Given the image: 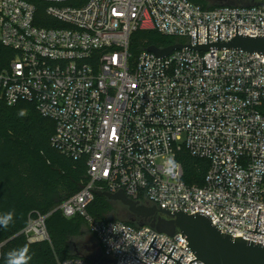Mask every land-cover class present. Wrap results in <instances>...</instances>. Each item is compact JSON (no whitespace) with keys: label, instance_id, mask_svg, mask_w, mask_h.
Masks as SVG:
<instances>
[{"label":"built area","instance_id":"obj_1","mask_svg":"<svg viewBox=\"0 0 264 264\" xmlns=\"http://www.w3.org/2000/svg\"><path fill=\"white\" fill-rule=\"evenodd\" d=\"M35 1L47 4V19H39L30 0H0V46L10 52L0 66V100L33 104L55 123L52 146L86 161L88 181L53 212L83 217L102 258L117 264H144L134 257L164 264L168 256L154 261L159 251L152 247L145 255L156 236L153 246L160 250L166 242L168 255L176 247L171 257L183 254L182 264L197 257L180 232L93 218V191L123 189L139 204L204 212L221 233L264 245L263 234L248 231H255L260 208L257 232L264 233V56L183 48L157 58L148 48L130 51L138 30L195 47L197 26L198 45L207 44V26L209 43L218 42V26L220 44L236 37V26L238 35L264 36V8L205 9L189 0ZM184 153L208 162L202 185L186 182ZM50 214L36 213L21 234L30 243L50 242ZM116 222L118 235L111 231Z\"/></svg>","mask_w":264,"mask_h":264},{"label":"trees","instance_id":"obj_2","mask_svg":"<svg viewBox=\"0 0 264 264\" xmlns=\"http://www.w3.org/2000/svg\"><path fill=\"white\" fill-rule=\"evenodd\" d=\"M30 1L36 4L39 19H47V4ZM88 1L76 0L70 4L83 5ZM189 1L205 9L225 6L220 3L211 4L209 0ZM257 5L264 8L262 4ZM131 41L130 51L137 54L149 47L160 49L174 45L179 39L163 36L157 31L138 30L133 33ZM9 54L7 49L0 46L1 67L6 64ZM262 111L264 113V107ZM54 132L55 123L43 118L33 104L8 106L0 100V214L13 213L9 225L6 228L0 226V243H3L0 264H6L9 251L25 245L32 254L30 264H60L73 258H84L97 264L79 255V240L86 236L87 231L91 232L86 220L81 216L69 219L61 211L53 212L63 201L79 192L88 181L85 159L74 161L61 155L51 143ZM181 161L186 182L202 185L208 162L195 159L187 153L183 154ZM114 203L117 202L105 196H96L88 213L97 220L119 221L114 218ZM141 204L147 203L141 200ZM36 213H51L46 219L50 242L30 243L21 234ZM139 219L144 221L143 225L152 222V219ZM125 223L134 227L141 226L136 225L132 219Z\"/></svg>","mask_w":264,"mask_h":264},{"label":"water","instance_id":"obj_3","mask_svg":"<svg viewBox=\"0 0 264 264\" xmlns=\"http://www.w3.org/2000/svg\"><path fill=\"white\" fill-rule=\"evenodd\" d=\"M216 1L221 5H238L234 0ZM240 1L242 6L250 7L253 5V1L255 0ZM258 1L264 2V0ZM183 48H188L189 50L194 49L195 51H208L210 49H232L246 52L249 55L259 54L264 56V36L249 37L248 35H238V26H236V37L226 43L220 44V26H218V42L209 43V26H207V44L198 45L197 26V47L191 45H172L165 49L149 47L148 50L154 52L155 57L164 58L175 50H180ZM93 192H95L97 196L107 197L110 201L120 202L128 208L132 215L138 218L145 220L152 219L150 226L161 233L171 236L177 232L183 234L182 237L189 242L187 247H189L190 251L197 257L196 260H192L189 264L197 260L202 261L204 264H264V245L242 239V237H232L226 233H221V230L212 223L211 218L204 212H196L195 214L188 215L187 212H183L179 209L175 210L174 213H171V211L168 209H163L162 207L161 209H158L156 206L139 204V201L136 202L128 198L123 192V189H120L119 192L114 194L100 191ZM260 210L261 209L259 208L255 231H248L264 235V233L257 232ZM141 226H143V224ZM156 238L157 236L154 238L145 255H147L148 251L152 247L159 251L154 261H156L160 253H163L164 255L168 256V259L164 264L167 263L169 258L176 261L177 264H182L180 260L183 257V254L177 261L171 257L176 247H174L170 255H168L162 252L166 242H164L160 250L153 246ZM99 255L102 257V252H100ZM134 258L144 264H147L137 257ZM101 261L107 262L108 264H117L118 260L102 258Z\"/></svg>","mask_w":264,"mask_h":264},{"label":"rangeland","instance_id":"obj_4","mask_svg":"<svg viewBox=\"0 0 264 264\" xmlns=\"http://www.w3.org/2000/svg\"><path fill=\"white\" fill-rule=\"evenodd\" d=\"M210 3H218L216 0H209ZM238 5H241L240 0H234ZM262 4L264 5V2H260L258 0L253 1V5ZM114 218L118 219L119 221L127 222L129 219H132L136 225H142L144 221L140 220L138 217L133 216L128 208H126L123 204L120 202L114 203ZM79 247V255L83 257H88L92 261H94L97 264H103L102 257L99 255L101 252V248L98 245V242L95 238V236L87 231L86 236L81 238L77 244ZM101 261V263H100ZM106 264V263H105Z\"/></svg>","mask_w":264,"mask_h":264},{"label":"clouds","instance_id":"obj_5","mask_svg":"<svg viewBox=\"0 0 264 264\" xmlns=\"http://www.w3.org/2000/svg\"><path fill=\"white\" fill-rule=\"evenodd\" d=\"M23 114V113H21ZM13 220V213L12 212H7L0 214V226L2 227H7L9 223ZM111 231L114 234H120V226L116 222L113 225H111ZM124 241L125 238L123 237ZM110 245L116 249V242L113 241L111 238L108 239L107 241ZM118 250V249H117ZM142 256V255H141ZM144 259V257L142 256ZM32 260V254L30 252V249L28 246H22L16 249H13L7 253L6 257V264H30Z\"/></svg>","mask_w":264,"mask_h":264},{"label":"flooded vegetation","instance_id":"obj_6","mask_svg":"<svg viewBox=\"0 0 264 264\" xmlns=\"http://www.w3.org/2000/svg\"><path fill=\"white\" fill-rule=\"evenodd\" d=\"M134 216V215H133Z\"/></svg>","mask_w":264,"mask_h":264}]
</instances>
